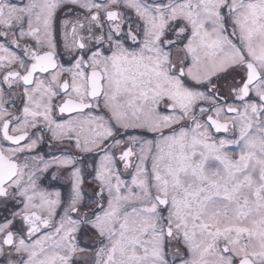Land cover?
I'll use <instances>...</instances> for the list:
<instances>
[{
    "label": "snow or ice",
    "instance_id": "obj_1",
    "mask_svg": "<svg viewBox=\"0 0 264 264\" xmlns=\"http://www.w3.org/2000/svg\"><path fill=\"white\" fill-rule=\"evenodd\" d=\"M0 264H264V0H0Z\"/></svg>",
    "mask_w": 264,
    "mask_h": 264
}]
</instances>
